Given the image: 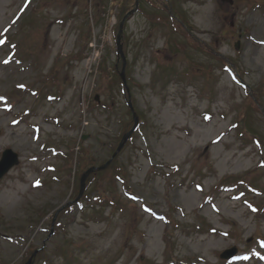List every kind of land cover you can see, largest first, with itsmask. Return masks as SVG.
<instances>
[{
	"label": "rangeland",
	"instance_id": "1",
	"mask_svg": "<svg viewBox=\"0 0 264 264\" xmlns=\"http://www.w3.org/2000/svg\"><path fill=\"white\" fill-rule=\"evenodd\" d=\"M123 4L0 0V264H264V0Z\"/></svg>",
	"mask_w": 264,
	"mask_h": 264
},
{
	"label": "water",
	"instance_id": "2",
	"mask_svg": "<svg viewBox=\"0 0 264 264\" xmlns=\"http://www.w3.org/2000/svg\"><path fill=\"white\" fill-rule=\"evenodd\" d=\"M117 46L118 49H120L119 45H118V38H117ZM18 163L17 160V155L15 153H13L10 149L5 150L2 154V158L0 160V178H2L8 171L9 169L16 165ZM235 253V249H230L225 251L221 257L222 258H227L230 255Z\"/></svg>",
	"mask_w": 264,
	"mask_h": 264
},
{
	"label": "trees",
	"instance_id": "3",
	"mask_svg": "<svg viewBox=\"0 0 264 264\" xmlns=\"http://www.w3.org/2000/svg\"><path fill=\"white\" fill-rule=\"evenodd\" d=\"M129 1H130V0H124V4H123V6H122V8H121V10H120V14L117 16V17H119V19H120V17H121L124 13L127 12V10H126V6L128 5ZM115 28H116V27H115ZM115 36H116V29L113 31V37L115 38ZM104 172H105V171H104ZM108 173H112V172H108ZM89 181H90V180L88 179L87 182H89Z\"/></svg>",
	"mask_w": 264,
	"mask_h": 264
},
{
	"label": "snow or ice",
	"instance_id": "4",
	"mask_svg": "<svg viewBox=\"0 0 264 264\" xmlns=\"http://www.w3.org/2000/svg\"><path fill=\"white\" fill-rule=\"evenodd\" d=\"M36 183L38 184L39 182L37 181Z\"/></svg>",
	"mask_w": 264,
	"mask_h": 264
}]
</instances>
